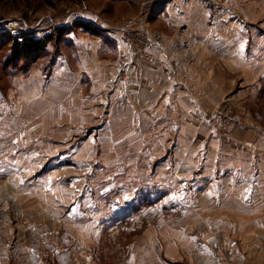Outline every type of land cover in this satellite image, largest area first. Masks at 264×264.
I'll use <instances>...</instances> for the list:
<instances>
[{
	"label": "rangeland",
	"instance_id": "1",
	"mask_svg": "<svg viewBox=\"0 0 264 264\" xmlns=\"http://www.w3.org/2000/svg\"><path fill=\"white\" fill-rule=\"evenodd\" d=\"M151 1H0V264H226V243L244 240L214 201L232 176L216 184L208 165L223 166L224 153L208 145L234 125L264 132V77L258 91L238 76L218 105L199 109V131L198 105L177 104L187 90L175 78L178 55L192 61L191 24L175 0ZM193 1L211 17L191 30L207 36L199 49L223 61L247 48L250 66L264 64L260 7ZM15 31L52 39L26 58ZM168 38L178 50L166 93L134 68Z\"/></svg>",
	"mask_w": 264,
	"mask_h": 264
},
{
	"label": "crops",
	"instance_id": "2",
	"mask_svg": "<svg viewBox=\"0 0 264 264\" xmlns=\"http://www.w3.org/2000/svg\"><path fill=\"white\" fill-rule=\"evenodd\" d=\"M246 1L247 7H252V4L255 3L256 8L260 7L259 9L264 11V0H259V2H254L257 0ZM242 2L244 0H241ZM176 3H179L182 10L184 9L185 15L183 18L186 23L193 24L192 27L190 25L189 28L191 29L187 35L191 40L196 41L192 49V61H186L184 57L181 58L178 55L179 58L175 66L176 83L187 91L182 92V95H178L177 104L198 105L196 111L198 119H196L198 120L199 131H201L200 126H202L203 120L199 116L201 115L198 112L199 109L204 112L209 109L210 105H218L223 99V93L238 84V76L240 75H243L242 80H244L242 86L246 85L244 89H249L251 86L258 90L260 81L264 77V64L250 66L247 48L241 49L239 52L229 51L228 55H224L223 61L212 60L208 51H202L198 47L201 38L204 40L207 36L201 37L200 34L191 31L200 21L205 25L209 24L211 21L209 18L211 19V17L206 18L205 10L198 1L179 0L178 2V0H175L169 2L168 6L170 4L175 6ZM189 11L192 16H189ZM218 17L216 16L213 19L215 25L217 20L220 19ZM232 17L229 22L237 23L236 20L231 21ZM240 23L245 25L246 22ZM240 34H242L240 35L241 42L248 40L249 33L247 30H243ZM172 41H174L173 38H168V46L155 51L153 60L149 65H146L147 67L138 68L135 66L134 68L135 76L138 72L145 73L143 77L144 85L147 84L148 87L153 88L163 86L166 93L170 88L169 83H172L168 73L169 67H171L169 59L172 57L170 51L173 49L178 50L177 46L169 43ZM218 74L223 76L219 77ZM141 78L136 77L135 81L140 82ZM179 92L177 91V93ZM189 93L193 95L189 97ZM199 135L203 136V134ZM216 137L208 145V152L224 153L223 158L220 156V160H223V166H220V162H217L216 158L215 161H212L214 165L208 166L214 170L213 174L217 175H214L216 184L221 183L223 177L228 179L229 176H232V183L229 186L230 180H225L228 187L225 188L224 197L223 195H215L214 201L224 202L225 208L228 210L226 212L227 221L232 228L234 227L233 231H237L239 234L243 233L242 238L244 239L235 241L236 243H234V240L226 243V248L231 251L228 258L229 262L226 264H264V132L258 124L234 125L228 136L218 137L219 139ZM222 141L227 142L222 145Z\"/></svg>",
	"mask_w": 264,
	"mask_h": 264
},
{
	"label": "trees",
	"instance_id": "3",
	"mask_svg": "<svg viewBox=\"0 0 264 264\" xmlns=\"http://www.w3.org/2000/svg\"><path fill=\"white\" fill-rule=\"evenodd\" d=\"M2 1V0H0ZM83 28L94 35H100V31L90 28L88 25H81ZM62 33V32H61ZM10 36V35H9ZM52 39V33L49 36L37 38L33 35L23 34L21 40L11 36L16 54H22L23 57H29L33 53L45 51Z\"/></svg>",
	"mask_w": 264,
	"mask_h": 264
},
{
	"label": "built area",
	"instance_id": "4",
	"mask_svg": "<svg viewBox=\"0 0 264 264\" xmlns=\"http://www.w3.org/2000/svg\"><path fill=\"white\" fill-rule=\"evenodd\" d=\"M163 1H165V0H152L151 2L153 3V4H160V3H162ZM209 1V4H216L217 3V0H208ZM52 32V31H51ZM51 32H50V34H51ZM50 34H46V35H50ZM15 35L17 36V37H21L22 36V33H21V31H15Z\"/></svg>",
	"mask_w": 264,
	"mask_h": 264
},
{
	"label": "bare ground",
	"instance_id": "5",
	"mask_svg": "<svg viewBox=\"0 0 264 264\" xmlns=\"http://www.w3.org/2000/svg\"><path fill=\"white\" fill-rule=\"evenodd\" d=\"M210 14V13H209ZM31 110V109H30ZM21 130V129H20Z\"/></svg>",
	"mask_w": 264,
	"mask_h": 264
}]
</instances>
